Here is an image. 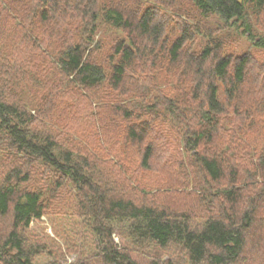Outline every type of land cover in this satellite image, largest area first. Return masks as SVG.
Masks as SVG:
<instances>
[{
    "label": "trees",
    "instance_id": "obj_1",
    "mask_svg": "<svg viewBox=\"0 0 264 264\" xmlns=\"http://www.w3.org/2000/svg\"><path fill=\"white\" fill-rule=\"evenodd\" d=\"M263 13L0 0V264H264Z\"/></svg>",
    "mask_w": 264,
    "mask_h": 264
},
{
    "label": "rangeland",
    "instance_id": "obj_2",
    "mask_svg": "<svg viewBox=\"0 0 264 264\" xmlns=\"http://www.w3.org/2000/svg\"><path fill=\"white\" fill-rule=\"evenodd\" d=\"M263 15H264V13H263ZM263 19H264V16H263ZM260 33L264 34V26H261ZM240 47L241 48H239V51H241V50H244L245 51L246 49H249V44H247V42H245V41H241L240 42ZM250 70H251V74H252L251 77H254V76L256 77V75H257L256 74V67L255 66H253L252 68L250 67ZM254 126H256V125L254 124ZM257 132L259 133V129H258ZM249 139L252 140V138H249ZM254 139H255L254 141L257 143L258 140H259V137H256V135H254ZM32 229L35 232H39L41 235H43V234L48 235V238H47L48 240L51 239V238L54 239L55 242H54L53 246H57V247H60V248L65 247V243L63 242V240H62L61 237H59V236L56 235L55 231L52 228V224L50 222V219L46 215L42 216L41 220L36 221V223H34V225L32 226ZM113 236H114L115 241L118 242L119 241V237L117 235H115V234H113ZM259 237H261V234H259ZM263 238H264V236H263ZM249 243L250 242H248V245H249ZM248 245H247V250L248 251L249 250L252 251V252L255 251L254 247L251 246V248L249 249V246ZM167 255H168L167 253H163V258H166ZM76 256H77L76 253L66 254L65 255V259L68 262H70Z\"/></svg>",
    "mask_w": 264,
    "mask_h": 264
}]
</instances>
